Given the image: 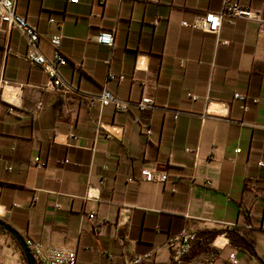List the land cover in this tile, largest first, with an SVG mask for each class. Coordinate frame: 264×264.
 <instances>
[{
    "label": "crops",
    "instance_id": "obj_1",
    "mask_svg": "<svg viewBox=\"0 0 264 264\" xmlns=\"http://www.w3.org/2000/svg\"><path fill=\"white\" fill-rule=\"evenodd\" d=\"M230 3L264 20V0H16L47 58L50 37L61 35L64 81L85 95L106 84L120 99L149 97L155 107L125 112L54 90L26 59L22 33L4 25L0 219L24 239L75 250L76 264H125L146 252L141 264H177L166 241L184 227L199 239L181 264H264L261 21L224 18L216 34L181 24ZM100 32L113 35L112 46L95 41ZM109 72L124 78L106 82ZM142 169L168 177L143 180ZM0 264H27L1 228Z\"/></svg>",
    "mask_w": 264,
    "mask_h": 264
},
{
    "label": "built area",
    "instance_id": "obj_2",
    "mask_svg": "<svg viewBox=\"0 0 264 264\" xmlns=\"http://www.w3.org/2000/svg\"><path fill=\"white\" fill-rule=\"evenodd\" d=\"M104 0H101L103 2ZM70 3H78L79 0H68ZM16 0H0V29L7 25L11 28L18 29L25 37L29 48L25 54L26 59L33 65L41 66L50 78V87L56 91L68 92L69 90L77 91L84 96H88L90 105L93 106L96 103L100 106L114 105V107L121 111H128L131 106H135L139 110L155 107L154 101L149 97H143L138 101L123 100L116 97L107 87L103 86L100 94L98 95H85L84 93L76 90L70 83L64 81L59 74V66L66 64L65 57L60 52L62 37L60 34H53L50 37V45L52 47L51 58H47L42 54L38 47L39 31L37 27L29 25L25 19L19 16L15 11ZM233 17H245L251 19H258L260 22L258 34L264 36V20L259 18V14L256 11L239 6L235 3L225 5L221 12H205L203 14L195 15L192 21H181L183 26H191L199 28L205 32L218 33L222 20L227 18L232 20ZM52 21V20H51ZM95 41L112 46L113 35L108 32H100L94 35ZM124 78L123 75H116L114 73H107L106 82L115 80L121 81ZM191 99H195L196 96L187 94ZM234 98L242 102L244 109L246 106V96L235 93ZM257 99L252 98L251 102L256 103ZM178 112L174 114L176 118ZM101 128H104L100 124ZM150 129L146 128V134H150ZM109 137V134H108ZM76 138V137H74ZM240 151L239 148L236 149ZM63 162L67 163L68 159H64ZM76 164V163H75ZM263 165L262 162L258 163ZM105 168V167H104ZM140 179H150L157 182H164L167 179V173L165 171H159L156 169H142L140 172ZM134 177H129L128 181H135ZM4 213V209L0 207V216ZM94 213L90 212L89 217L93 218ZM199 239V234L196 229L184 227L178 233L169 237L166 241V246L169 249L173 259L177 264L184 262L186 255L191 251L192 245ZM26 245L29 247L34 261L36 264H76V251L65 247H44L40 241L33 240L29 237L25 239ZM152 252H146L141 254H133L126 258L125 264H141L145 260L150 259ZM229 257L235 262L234 254H230Z\"/></svg>",
    "mask_w": 264,
    "mask_h": 264
},
{
    "label": "water",
    "instance_id": "obj_3",
    "mask_svg": "<svg viewBox=\"0 0 264 264\" xmlns=\"http://www.w3.org/2000/svg\"><path fill=\"white\" fill-rule=\"evenodd\" d=\"M0 225L5 231L12 235L19 243L22 251L25 253L27 258V264H36L29 247L26 245L24 238L18 233L16 229L0 219Z\"/></svg>",
    "mask_w": 264,
    "mask_h": 264
},
{
    "label": "trees",
    "instance_id": "obj_4",
    "mask_svg": "<svg viewBox=\"0 0 264 264\" xmlns=\"http://www.w3.org/2000/svg\"><path fill=\"white\" fill-rule=\"evenodd\" d=\"M167 177H168V175H167ZM0 228L3 229V227L1 225H0Z\"/></svg>",
    "mask_w": 264,
    "mask_h": 264
}]
</instances>
